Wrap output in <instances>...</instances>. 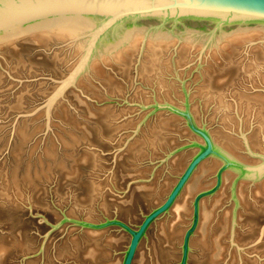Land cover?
<instances>
[{
    "label": "rangeland",
    "instance_id": "obj_1",
    "mask_svg": "<svg viewBox=\"0 0 264 264\" xmlns=\"http://www.w3.org/2000/svg\"><path fill=\"white\" fill-rule=\"evenodd\" d=\"M29 37L0 47V247L4 249L0 264H105L108 253L114 264H122L130 236L118 228L93 230L70 223L57 226L65 215L94 224L116 218L137 227L144 215L164 201L197 149L171 154L199 137L189 130L183 118L168 111L153 113L152 106L168 103L184 109V86L197 123L209 130L218 129L212 105L204 103L199 95L207 90L202 87L200 77L207 66L204 46L195 49L181 67L172 64V55L166 61L169 66L161 73L160 85L156 80L144 81L138 75L142 51L130 66L127 62L115 66L111 65L113 62L107 63L111 67H103L106 76L103 74L99 79L87 76L83 82L90 79V83L82 85L79 79L84 72L74 83L66 81L84 50L75 48L71 41H51L44 47ZM211 55L209 62L215 58L213 61H217L210 62L211 66L214 64V78L233 68L220 55L219 63L215 53V58L211 59ZM237 56L236 65L243 60ZM263 62L258 63L264 65ZM123 69L127 72H122ZM261 73L264 75V70ZM104 76H108L111 84ZM230 76L237 81L222 89L229 93L231 104L238 101L239 92H264L256 87L257 77L256 81H249L235 73ZM103 109L112 111L113 117L108 118ZM170 115L180 121L174 123L170 133L163 132L166 141L153 146L145 144L146 140L152 141L149 132L158 117L166 120ZM252 125L253 121L251 128ZM23 126L31 137L20 146L16 131ZM235 133L237 129L232 134ZM63 142L69 146H62ZM130 144L134 146L132 150ZM137 147L144 155L139 154ZM46 151L52 155L46 157ZM137 153L143 157L139 158ZM182 158L180 169L178 161ZM26 173L31 174L32 182L27 181ZM234 174L231 184L213 196L218 203L209 239L214 237L224 245L220 264H264V198L252 197V183L242 186V197L243 180H239L237 206L231 193L237 178ZM165 217L152 225L133 264H169L162 247L165 229L162 223L169 215ZM191 218L186 221L184 231ZM191 255L189 264H207L208 254L202 248L197 247ZM180 258L181 251L177 264Z\"/></svg>",
    "mask_w": 264,
    "mask_h": 264
},
{
    "label": "bare ground",
    "instance_id": "obj_2",
    "mask_svg": "<svg viewBox=\"0 0 264 264\" xmlns=\"http://www.w3.org/2000/svg\"><path fill=\"white\" fill-rule=\"evenodd\" d=\"M99 15L104 16L105 18L109 16L105 14H63L33 20L1 31L0 47L10 44L13 41H17V39L20 37L30 36L36 40V43L43 45L44 47H47L51 41H71L73 42L72 44H74L75 48L82 51L84 50V47L87 43L86 40L88 41L100 22L98 21ZM162 22L164 21L161 19L132 21L130 25L125 26V28L117 27L111 30L109 34H106L100 38L99 44L97 45L96 51L94 53L92 50L95 48L96 44L93 46L92 50L90 51V54L91 52L93 53L91 58L92 60L87 71L84 72V75H81L82 77L80 76L81 80L79 79V82L81 83L82 81L83 85V79L87 76H90L94 79L101 78L103 74L105 75L103 67H106L112 62L113 64L111 65H123L127 62L126 64L130 66L129 64L133 62V58H136L139 52L142 51L143 55L141 56L142 58L140 59V65L138 66L137 70V73H139L138 75H140L144 81L156 80V82L160 85L162 83L161 73L165 67L169 66L166 64V61H168L173 55L172 64H174L175 67H181L187 60L189 61V57L195 49L201 48L208 41V34L206 33L217 26L216 23L212 21L192 20L191 22H187L186 20H177L165 22L164 24H162ZM159 24L164 25V27H154L158 26ZM219 29L220 31L217 32V34H215L212 39H210V45L206 50L205 65L207 66L203 67L204 71H200L201 73L199 72L200 77H202L201 79L203 80L201 83L204 82V84H202L204 86L202 87H204V90L207 89L204 92H199V95L201 96L200 98H202L204 103L212 105V117L217 118L219 124V126L217 125L218 129H206H208L214 144L229 157L249 166L259 164L260 162H258V160L256 161V159L254 160L248 155V150H252L253 152L254 150H259V153H264V92H251L247 89L248 91L239 92L236 95L238 101H235V104H231L228 100L230 95L226 90L222 89V86L237 81L230 76L231 73H235L244 77V80L247 78L249 81H256V77L259 78V86L256 87L261 90L264 89V87H261L264 81V75L261 73V71L264 70V65L258 63L261 62V60H264V25H231L224 26ZM141 46L142 50L140 49ZM212 52L215 53L216 56H214L217 57V59L220 55L222 59L226 60V62H224L227 63V66H233L232 69L234 70L230 68V70L226 69L220 73L221 75L214 78L212 76L214 64L211 66L210 62L212 61L213 63H216L217 61H213L216 58L213 57ZM83 53L84 52H82V54ZM252 53L254 57L251 59L249 56ZM209 55H211V59H215L209 62ZM237 55L243 60H241V62H239V64L237 63L236 65L237 61L234 57ZM219 60L221 59H218V63ZM244 61L245 63H243ZM235 65L236 67L234 68ZM128 68L130 69V67ZM125 69H123L122 72H125ZM214 72H217L215 71V68ZM106 78H108V76L104 78L105 81L108 80ZM85 80V83H87V81L90 83V79ZM108 83L111 84L110 79L108 80ZM215 85L217 86L214 87ZM102 112H105L104 114H106L108 118L113 117L112 111H109L108 109H103ZM158 116H160V113ZM177 120L180 121L179 118L173 115H170V118H166V120H164V118L160 120V117H158L157 123L155 124L156 126L153 127V129L149 132L152 141L150 142V140H146L148 142L146 143L145 141V144L153 146L155 143H162L163 140H165L163 139V132L171 131L174 128V123ZM252 121L255 124L252 125L253 128H251ZM195 122L199 127L202 128V125L199 122L197 123L196 120ZM23 127H18L19 129L16 131L18 141L21 144L20 146L25 145V143L31 137V132L29 133L28 130H26L25 127L23 129ZM140 129L141 127L137 129L136 132L139 133ZM236 129L237 133L233 135ZM70 133L68 136H70ZM65 137L67 136L65 135ZM74 137H72L73 139L71 138L72 141L74 140ZM59 139L61 138L59 137ZM195 139L199 143L203 142L200 138L195 137ZM136 142L134 141V143ZM63 145L65 147L69 146L68 142H63L62 146ZM132 146L133 145L130 144L129 149H131ZM156 146L158 145L156 144ZM137 149L138 147L136 150ZM133 151L135 150L133 149ZM45 153L46 157L47 154L49 155V153L52 155V153L48 151ZM139 154L144 155V151L142 153L141 149ZM139 154L137 155L139 158L143 157H140ZM183 160V158L179 159V166ZM219 166H221V162L215 158H209L201 163L185 186L176 203L167 214L169 215L170 220L166 219L165 223H162V225L165 226V229L162 232L164 238L162 247L165 249L163 251V255H165L167 258L165 259L169 262V264H177L181 251L183 235L186 231H184V225L186 221H189L190 217L192 216V201L194 196L197 192L205 190L207 188L206 186L211 184L213 185L215 183L213 176ZM181 168L182 166H180V169ZM253 172L254 174L249 176L250 178L248 180H243V182L240 184L241 196L243 197L244 195V185L252 183V197H256V199L264 198V167L258 169L256 172ZM26 174L27 176L25 177L29 179L27 181L32 182L31 174ZM234 176L235 174L232 172L223 175L222 185L217 193L220 190L228 187L229 183L232 181V179H234ZM34 177H36V175H34ZM16 182L17 180L15 183ZM213 196H210V198L207 197L208 199L204 198L200 203L199 226L190 241L191 252L189 254V258H191V254L193 253L194 249L200 247L208 254L206 260L207 264H220V261L222 260L221 258L224 256V245H222V243H220V241L214 237L209 239L210 223L213 217H216L215 210L218 203V198ZM3 251L4 249L0 247V254ZM99 256L97 255V257ZM106 256L105 264H114L113 260L110 258V254L108 253Z\"/></svg>",
    "mask_w": 264,
    "mask_h": 264
},
{
    "label": "water",
    "instance_id": "obj_3",
    "mask_svg": "<svg viewBox=\"0 0 264 264\" xmlns=\"http://www.w3.org/2000/svg\"><path fill=\"white\" fill-rule=\"evenodd\" d=\"M63 14L109 15L107 18L99 15L98 21L100 22L88 41L86 40L87 43L82 58L70 78L66 81V84H72L82 72L88 69L100 38L109 34L111 30L117 27L125 28L132 21H147L149 19H161L164 21L162 24L177 20H186L187 22H191L192 20L212 21L217 26L206 33L208 34V41L203 45L204 51H206L210 45V39L220 31L219 28L231 25H264V0H112V3L105 11L98 9L95 11L53 9L41 7L35 3H26L24 0H9L8 3L0 6V32L33 20ZM162 24L154 27H164ZM95 44L96 46L92 50ZM91 50L93 53L91 52L90 54ZM183 92L185 96L184 109L177 108L168 103L155 104L152 106L154 109L153 113L168 111L183 118L189 130L203 142L192 141L189 145L183 146L171 154L172 156L182 151L197 149V152L177 178L164 201L144 215L141 224L137 227H132L116 218L106 219L105 222L94 224L83 220L71 219L65 215L57 227H60L64 223L93 230L116 227L121 232L130 236V242L123 253L122 264H133L141 242L146 238L151 226L170 212L199 165L209 158H215L221 162V166L215 174V185L199 192L193 199L191 223L183 235L179 264H189L190 241L199 226L201 200L215 195L222 185L223 174L227 171H232L236 173L237 178L233 183L231 193L236 205L239 206L236 196V185L239 180H248L249 176L254 174L253 171L256 172L258 169L264 167V153H255L252 150H248L250 156L260 160V163L254 166L245 165L225 154L214 144L205 125L201 128L196 124L190 110L189 94L186 92L184 86Z\"/></svg>",
    "mask_w": 264,
    "mask_h": 264
},
{
    "label": "snow or ice",
    "instance_id": "obj_4",
    "mask_svg": "<svg viewBox=\"0 0 264 264\" xmlns=\"http://www.w3.org/2000/svg\"><path fill=\"white\" fill-rule=\"evenodd\" d=\"M9 0H0V6L8 3ZM26 3H35L41 7L53 9H72L85 11H105L112 0H24Z\"/></svg>",
    "mask_w": 264,
    "mask_h": 264
},
{
    "label": "flooded vegetation",
    "instance_id": "obj_5",
    "mask_svg": "<svg viewBox=\"0 0 264 264\" xmlns=\"http://www.w3.org/2000/svg\"><path fill=\"white\" fill-rule=\"evenodd\" d=\"M184 169H185V168H184ZM182 172H183V171H182ZM180 175H181V174H180ZM180 175H179V176H180ZM176 181H177V180H176ZM215 182H216V181H215ZM174 184H175V183H174ZM206 190H207V189H206ZM202 191H204V190H202ZM200 192H201V191H200ZM198 193H199V192H197L196 195H197ZM196 195H195V196H196ZM195 196H194V198H195ZM194 198H193V199H194ZM203 199H204V198H203ZM203 199H202V200H203ZM202 200H201V201H202ZM162 202H163V201H162ZM192 202H193V201H192ZM200 203H201V202H200ZM151 227H152V226H151ZM149 230H150V229H149Z\"/></svg>",
    "mask_w": 264,
    "mask_h": 264
}]
</instances>
